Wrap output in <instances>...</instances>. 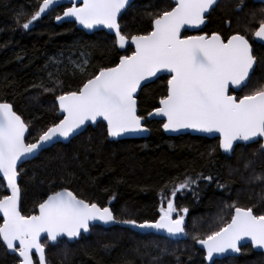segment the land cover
Here are the masks:
<instances>
[{"label": "trees", "instance_id": "16d2710c", "mask_svg": "<svg viewBox=\"0 0 264 264\" xmlns=\"http://www.w3.org/2000/svg\"><path fill=\"white\" fill-rule=\"evenodd\" d=\"M41 3L0 0V103L12 104L29 125L27 142H35L39 134L61 119L58 95L77 90L100 68L113 67L121 56L133 52L131 47L120 50L115 38L104 31L88 35L75 23L57 24L56 16L66 7L41 16L29 30L23 29L20 25ZM240 3L221 0L202 33L228 37L239 31L253 44L254 31L264 19V6L244 0L240 11ZM173 6V0L135 2L120 19L122 33L129 38L147 34L152 30L153 16ZM20 13L23 15L18 16ZM253 49L258 59L264 60V47L253 44ZM167 79L162 77L142 89L139 115L146 118L159 107V99L167 92ZM256 81L264 83V65L256 68L253 87L260 86ZM162 125L146 122L151 132L147 139L110 142L106 125L99 123L69 144L59 143L43 151L19 169L21 210L25 215L36 214L39 203L48 195L67 189L80 199L110 207L117 221L153 222L160 216L162 200L165 206L171 190L190 176L197 179V184L175 197L177 208L189 209L187 239L173 242L142 236L131 231L130 224L117 223L110 229L92 228L88 237L75 243L61 241L51 246L43 240L47 264H206L194 237L204 238L229 222L234 213L229 205L252 208L254 214L264 215L261 142L238 146L226 156L218 140L190 135L167 137ZM202 176H212L213 180L208 182ZM4 195L8 194L0 179V197ZM0 264H19L1 241ZM217 264H264V253L248 246L238 258Z\"/></svg>", "mask_w": 264, "mask_h": 264}, {"label": "snow or ice", "instance_id": "6c2138e0", "mask_svg": "<svg viewBox=\"0 0 264 264\" xmlns=\"http://www.w3.org/2000/svg\"><path fill=\"white\" fill-rule=\"evenodd\" d=\"M218 3L219 0H174L170 10L153 16L150 32L130 38L122 33L119 19L131 7V0H80V6L72 3L63 15L56 16L57 21L74 19L85 29L112 30L119 48H125L130 39L135 49L131 55L121 56L115 66L100 68L77 90L58 95L56 100L63 118L39 134L35 142H26L29 125L14 111L13 105L0 103V173L10 190L9 195L0 197L3 216L0 241L18 254L19 264H34V251L39 256L38 264H46L43 234L53 243L62 237L72 240L88 232L96 221L164 231L172 237L189 235L185 223L189 209L177 208L175 197L197 184V179L190 176L171 190L166 207L162 200L159 219L154 222L117 221L111 208L80 199L67 189L48 195L39 203L38 214L25 215L21 210L18 165L37 158L60 138L67 140L88 122L106 121L110 137L147 132L142 123L145 117L138 114L137 93L153 78L170 74L159 107L148 113L164 118V130L219 133V146L225 152H231L237 141L264 138V83L256 81L260 86L253 87L256 68L264 65V60L258 59L246 35L239 31L228 37L220 33L182 35L186 29L205 25L206 14L215 11ZM55 6L62 7L59 0H42L39 9L20 26L29 30L43 14L54 11ZM243 7L241 0L237 8L242 11ZM254 37L264 47V19L259 21ZM250 88L251 91H246ZM202 178L213 180L212 176ZM228 207L234 211L229 222L204 238L194 237L206 249V259L211 264H217L216 256L241 253L249 242L252 247L264 250V215L254 214L252 208L234 204Z\"/></svg>", "mask_w": 264, "mask_h": 264}, {"label": "water", "instance_id": "95a60500", "mask_svg": "<svg viewBox=\"0 0 264 264\" xmlns=\"http://www.w3.org/2000/svg\"><path fill=\"white\" fill-rule=\"evenodd\" d=\"M137 1H142V0H131V6H132L135 2H137ZM220 1H221V0H219V2H220ZM253 2H254L255 4H262V5H264V3H261L260 0H253ZM59 3H60V5H62V7H63V6H68V7H70V6L72 5V3H76L77 6H80V0H59ZM173 4H174V0H173ZM218 4H219V3H218ZM216 7H217V6H216ZM216 7H215V8H216ZM58 8H61V6H55V10L58 9ZM128 9H129V8H128ZM128 9H126V11H127ZM65 10H66V9H65ZM52 11H53V10H50L48 13H45V14H43L42 16H47V15H48L49 13H51ZM126 11H125V12H126ZM212 12H213V11H212ZM212 12H211V13H212ZM211 13H210V14H211ZM123 14H124V13H122L121 18H122V16H123ZM210 14H206L207 19H206L205 25H201L199 29H186L184 32H182V35H184L186 32H189V33H191L192 35H198V33L202 32V31L205 29V27H206V25H207V22H208V17L210 16ZM62 15H63V13H62ZM121 18H120V19H121ZM120 19H119V22H120ZM57 23H58L59 25H62V24H64V23H75V24L77 25L78 29H80L81 31L85 32V33L88 34V35H91V34H94V33H96V32H100V31H104V32H106L107 34L113 36V37L116 39L115 34H114V32H113L112 30H109V29H107V28H103V27L98 28V29H93V30L85 29V28H83V26H81V25H79L77 22H75L74 19H73L72 22H69L68 19L66 18L65 20L57 21ZM254 39H255V42H256L257 44L261 45L259 42H257V40H256L255 37H254ZM117 46H118V45H117ZM129 46H130V47L133 49V51H134V49H135V45L131 43V40H129V42H128V44L125 46V48H123V49H121V48H119V47H118V48H119L120 50L123 51V50H126ZM164 76H169V77H170V74H165ZM156 80H157L156 78H153V81H151V82H146V83H147V85H149V84L155 82ZM144 87H145V86L142 85V86H141V90L137 93V101H138V97H139V95H140V92L142 91V89H143ZM56 103H57V106H58V101H56ZM58 109H59V106H58ZM138 114H139V109H138ZM63 115H64V114H63L62 112H60V110H59V116L61 117V119L63 118ZM22 119H23V118H22ZM147 121H148V122H153V121H162V122H165L164 118H161V117H154V116H147L146 119H144V121H142V123L144 124V126H145V124H146ZM99 123H104V124L106 125L107 122H106V121H102V120H98L96 123L88 122V124H86V125L84 126V128L81 129L78 133H75L73 136L69 137L67 140H65V139H63V138H60L58 141L54 142V145L59 144V143L69 144L73 139H75L76 137H78L79 135H81L82 133H84L89 127H96ZM146 128H147V127H146ZM147 129H148L147 132H140V133H127V134H124V135H122V136H120V137H110V136H108V134H107V136H108V139H109L110 142H118V141H123V140L147 139V138H149L150 133H151L150 130H149V128H147ZM162 129H163L164 134H165L167 137H179V136H183V135H192V136H195V137L200 136V137H206V138H210V139L217 138V139H219V141H220V134H219V133L206 134V133H202V132L193 131V130H190V129H189V130H182V131H180V132H171V131H166V130H164L163 127H162ZM28 135H29V133H27V134H26V137H25L26 142H27ZM259 141H261V142L263 143V145H264V138L258 137V138H256L254 141H249V142H245V141H237V142L233 145V150H232L231 152H225L221 147H220V149H221V151H222V153H223L224 155H229V156H230V155H232V153L234 152L235 148H236L238 145H250V144H253V143H256V142H259ZM54 145L47 146L46 150L49 149V148H51V147L54 146ZM42 152H43V151H42ZM42 152H41V153H42ZM41 153L38 154V157L40 156ZM38 157H37V158H38ZM35 159H36V158H34V159H30L29 161H33V160H35ZM29 161H28V162H29ZM20 167H21V165H18V170L20 169ZM0 179H1V180L3 181V183L5 184L6 192H7V194L9 195V194H10V190L7 189L6 181L3 179L2 173H0ZM19 182H20V177L18 178V183H19ZM68 191H70V190H68ZM71 192H72V191H71ZM21 198H22V193H21ZM36 214H38V210H37V213H36ZM33 215H35V214H33ZM113 215H114V213H113ZM233 215H234V214H233ZM114 216H115V215H114ZM0 218H1L2 221H3L2 213H0ZM153 222H154V221H153ZM185 223H186V221H185ZM138 224H139V223H138ZM186 224H187V223H186ZM115 225H116V223L104 224V223H102V222H100V221H96V222H93V223L90 225V229H89V231L86 232V233H85V232H82L80 237H78V238H76V239H72V240L68 239L67 237H62V238H60V240H67V241L70 242V243H75V242L81 241V239H82L83 236H88V235H90L92 227L100 226V227H103L104 229H110V228L114 227ZM129 227H130V229H131L133 232H135V233H137V234H139V235H142V236L154 235V236H157V237H160V238H163V239H166V240H170V241H173V242H183V241H185V240L187 239V236H186V237H185V236H179V237H172V236H169V235H168L166 232H164V231H159V232H157V231L154 230V229H140V228L135 227V226H133V225H129ZM45 238H46V234H43V235L41 236V242H42L43 239H45ZM60 240H58L56 243H53V242L50 241V243H51L52 245H57L58 242H59ZM1 243L3 244L2 241H1ZM241 243H244V242H241ZM248 245H251L250 242H249ZM3 246L6 248V246H5L4 244H3ZM199 248L204 252V261H205L207 264H211V262H209V261L206 259V249H204L203 246H201L200 244H199ZM6 249H7V248H6ZM252 249H253V251L258 252V253L264 252V250L256 249V248H254V247H252ZM7 250H8V249H7ZM8 252H9L11 255H16V256L18 257V254H14V253H12L11 250H8ZM240 254H241V253H229V254H226L224 257L216 256V257H214V259H215L216 261H223V260H225V259H227V258H235V257H238ZM34 256H37V258L39 259L38 253H35V251H34V254H33V260H34ZM45 256H46V249H45ZM46 263H47V260H46ZM34 264H36L35 261H34Z\"/></svg>", "mask_w": 264, "mask_h": 264}, {"label": "flooded vegetation", "instance_id": "af4514ba", "mask_svg": "<svg viewBox=\"0 0 264 264\" xmlns=\"http://www.w3.org/2000/svg\"><path fill=\"white\" fill-rule=\"evenodd\" d=\"M146 119V118H145ZM148 122V121H147ZM158 122V121H157ZM146 127V126H145ZM163 127V126H162ZM150 130V129H149ZM163 130V129H162ZM190 136H192V135H190ZM180 137V136H179ZM192 137H195V136H192ZM196 138H204V139H207V140H218L219 141V139H217V138H214V139H210V138H206V137H200V136H197ZM218 145H220V141L218 142ZM219 148H220V146H219Z\"/></svg>", "mask_w": 264, "mask_h": 264}, {"label": "bare ground", "instance_id": "6f19581e", "mask_svg": "<svg viewBox=\"0 0 264 264\" xmlns=\"http://www.w3.org/2000/svg\"><path fill=\"white\" fill-rule=\"evenodd\" d=\"M99 228V227H98ZM135 233V232H134ZM14 256V255H13Z\"/></svg>", "mask_w": 264, "mask_h": 264}, {"label": "rangeland", "instance_id": "374dc122", "mask_svg": "<svg viewBox=\"0 0 264 264\" xmlns=\"http://www.w3.org/2000/svg\"><path fill=\"white\" fill-rule=\"evenodd\" d=\"M166 206V205H165ZM137 254V253H136Z\"/></svg>", "mask_w": 264, "mask_h": 264}]
</instances>
